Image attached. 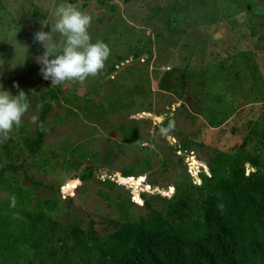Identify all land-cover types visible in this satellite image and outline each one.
Here are the masks:
<instances>
[{
  "label": "rangeland",
  "instance_id": "obj_1",
  "mask_svg": "<svg viewBox=\"0 0 264 264\" xmlns=\"http://www.w3.org/2000/svg\"><path fill=\"white\" fill-rule=\"evenodd\" d=\"M64 2L0 0V90L28 104L0 138V205L20 189L58 237L171 223L179 208L199 227L195 187L214 154L241 152L245 176L264 161V0H68L109 55L96 75L52 86L33 34ZM142 188L150 203H133Z\"/></svg>",
  "mask_w": 264,
  "mask_h": 264
},
{
  "label": "trees",
  "instance_id": "obj_2",
  "mask_svg": "<svg viewBox=\"0 0 264 264\" xmlns=\"http://www.w3.org/2000/svg\"><path fill=\"white\" fill-rule=\"evenodd\" d=\"M243 164L239 151L215 153L207 164L209 177L195 187L199 227L179 208L172 225L122 224L106 238L81 237L75 227L58 237V224L14 188L13 201L0 205V264H264V161L250 162L261 168L247 176Z\"/></svg>",
  "mask_w": 264,
  "mask_h": 264
},
{
  "label": "clouds",
  "instance_id": "obj_3",
  "mask_svg": "<svg viewBox=\"0 0 264 264\" xmlns=\"http://www.w3.org/2000/svg\"><path fill=\"white\" fill-rule=\"evenodd\" d=\"M53 16L55 22L50 26L46 21L41 23V29L47 26L49 31L33 34V41L43 48L36 58L41 77L56 86L70 80L83 82L96 75L103 68L109 49L102 41H91L88 32L91 16L68 0L55 7ZM57 36L62 39L57 40ZM27 108L22 90L16 95L0 90V138H8V133L14 125H19Z\"/></svg>",
  "mask_w": 264,
  "mask_h": 264
},
{
  "label": "built area",
  "instance_id": "obj_4",
  "mask_svg": "<svg viewBox=\"0 0 264 264\" xmlns=\"http://www.w3.org/2000/svg\"><path fill=\"white\" fill-rule=\"evenodd\" d=\"M132 178H134V177H131V176H127V177H125V178H123L122 180L123 181H125L126 183H130L131 184V179ZM132 185V184H131ZM132 189L134 190V187H133V185H132ZM148 190L149 189H144V188H142V191L141 192H139L137 195H133L132 196V202L133 203H135V204H140V205H143V204H149L150 202H149V200L146 198V197H144V195H142L143 197H140V193L142 194V193H148ZM161 196V194H160V192H156V193H154L151 197H150V200H152V199H155V198H157V197H160ZM152 198V199H151Z\"/></svg>",
  "mask_w": 264,
  "mask_h": 264
},
{
  "label": "water",
  "instance_id": "obj_5",
  "mask_svg": "<svg viewBox=\"0 0 264 264\" xmlns=\"http://www.w3.org/2000/svg\"><path fill=\"white\" fill-rule=\"evenodd\" d=\"M164 195L168 197V196H170V193L169 192H165Z\"/></svg>",
  "mask_w": 264,
  "mask_h": 264
}]
</instances>
